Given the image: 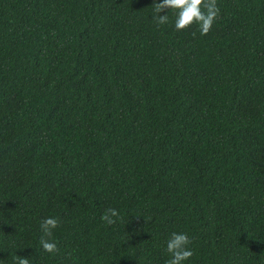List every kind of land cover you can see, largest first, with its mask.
<instances>
[{
	"label": "trees",
	"instance_id": "1",
	"mask_svg": "<svg viewBox=\"0 0 264 264\" xmlns=\"http://www.w3.org/2000/svg\"><path fill=\"white\" fill-rule=\"evenodd\" d=\"M154 2L0 0V264H264V0Z\"/></svg>",
	"mask_w": 264,
	"mask_h": 264
},
{
	"label": "clouds",
	"instance_id": "2",
	"mask_svg": "<svg viewBox=\"0 0 264 264\" xmlns=\"http://www.w3.org/2000/svg\"><path fill=\"white\" fill-rule=\"evenodd\" d=\"M152 20L157 27L169 23L168 14L161 15L165 10L175 15L174 28L176 31H186L194 25L200 35H207L220 14L217 0H162V2H154L152 5ZM195 35V32H193ZM120 213L115 208L106 209L101 216V220L107 225L116 223ZM59 226V221L55 217H48L41 221V235L39 244L42 250L48 254H56L60 251L56 241L51 239L53 230ZM191 238L184 232H173L166 244V251L170 254L165 264H184L193 255V250L189 247ZM13 264H30L29 258L16 255L13 258Z\"/></svg>",
	"mask_w": 264,
	"mask_h": 264
}]
</instances>
